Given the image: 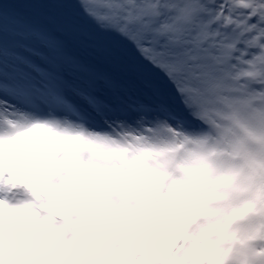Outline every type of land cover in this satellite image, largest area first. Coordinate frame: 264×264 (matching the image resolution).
I'll use <instances>...</instances> for the list:
<instances>
[{
	"label": "snow or ice",
	"instance_id": "6c2138e0",
	"mask_svg": "<svg viewBox=\"0 0 264 264\" xmlns=\"http://www.w3.org/2000/svg\"><path fill=\"white\" fill-rule=\"evenodd\" d=\"M0 264H264V0H0Z\"/></svg>",
	"mask_w": 264,
	"mask_h": 264
},
{
	"label": "rangeland",
	"instance_id": "374dc122",
	"mask_svg": "<svg viewBox=\"0 0 264 264\" xmlns=\"http://www.w3.org/2000/svg\"><path fill=\"white\" fill-rule=\"evenodd\" d=\"M6 147H10V146H6Z\"/></svg>",
	"mask_w": 264,
	"mask_h": 264
}]
</instances>
